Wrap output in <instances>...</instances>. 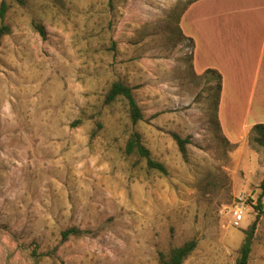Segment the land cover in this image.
I'll return each mask as SVG.
<instances>
[{
	"label": "rangeland",
	"instance_id": "1",
	"mask_svg": "<svg viewBox=\"0 0 264 264\" xmlns=\"http://www.w3.org/2000/svg\"><path fill=\"white\" fill-rule=\"evenodd\" d=\"M178 1L0 0L11 31L0 43V264H159L190 240L183 264H236L264 178V152L247 141L264 122L258 90L248 109L264 0L190 6L180 28L194 70L193 45L166 31ZM217 62L230 145L209 113L215 83L198 76ZM115 81L142 121L121 99L105 103ZM132 131L167 175L125 155ZM69 229L82 234L64 238ZM248 264H264V216Z\"/></svg>",
	"mask_w": 264,
	"mask_h": 264
},
{
	"label": "trees",
	"instance_id": "2",
	"mask_svg": "<svg viewBox=\"0 0 264 264\" xmlns=\"http://www.w3.org/2000/svg\"><path fill=\"white\" fill-rule=\"evenodd\" d=\"M198 1L199 0H180L172 9L170 14L166 17V31L169 35L175 37V45L181 44L183 41H188L192 44V40L190 38H187L183 34L180 28V23L184 14L187 12L190 6H192ZM6 13L7 6L5 5V3H2L0 6V43L2 39L5 36H8L11 32L9 25L5 23ZM36 30L41 36L44 35V32L41 28L36 27ZM189 62L191 69H193L192 54L191 57H189ZM198 76L208 81H214L215 83V94L209 108V113L211 115V121L213 126L215 127V130L217 131V134L226 144L230 145L227 138H225L221 133L222 129L218 118V109L222 89V76L215 69H207L202 75ZM119 99L124 101V103L126 104L130 119L133 124L142 121V111L134 98L132 88L121 81H115L111 84L106 94L105 103L108 105H112ZM175 141L178 145L179 151L181 152L183 157H185V144L187 143L186 140H183L179 137H175ZM247 141L249 145H251L253 148H261L264 152V125L253 126L247 134ZM124 153L127 156L135 155L136 157L145 160L148 169L157 171L163 175H167V170L164 165L152 159L149 150L145 148L142 143L141 136L137 132L132 131L128 136L124 147ZM259 190L260 193L257 198V204L255 206L257 220L251 225L250 229L245 232V238L238 250V258L236 259V264H248L252 251V243L254 238V232L256 230V223L261 216H264V209L262 208V200L264 199V178L260 182ZM81 234L82 232L78 229H69L65 231L62 236L64 238H68L69 236L78 237ZM196 247L197 241L190 240L180 247L172 248L167 255L159 254V264H183L185 260L195 251ZM39 262L40 260H34V264H38Z\"/></svg>",
	"mask_w": 264,
	"mask_h": 264
},
{
	"label": "crops",
	"instance_id": "3",
	"mask_svg": "<svg viewBox=\"0 0 264 264\" xmlns=\"http://www.w3.org/2000/svg\"><path fill=\"white\" fill-rule=\"evenodd\" d=\"M252 17L257 19L258 18V14L256 13L254 15H251V18ZM233 37H235V36H233ZM249 42L251 43V45L254 43V40H253L252 37H250L249 39H247V38L243 39V44L244 45H246ZM259 43H260L259 48L257 50H255L254 53H252L251 51L249 52L250 53V60H253L255 65L253 67L254 68L253 71L251 70V75H250L252 88H251V93L249 95V101L250 102L248 104V109H249V107H251V105H253V99H254V96H255V93L257 92V90H258V97H257L256 104L257 105L260 104L261 108L264 107V97H263V95H264V34L260 38V42ZM192 45H193V54H192V56H193V61H194V49L195 48H194L193 40H192ZM243 58L245 59L246 56L244 55ZM240 61H241V59L239 60V63H240ZM217 63L219 65L211 66V68H207V69H215L222 76V89H221L220 104H219V109L222 110V101H223L224 92H225L224 83L226 81L225 80V78H226V76H225V65H224V62H217ZM207 69H205L204 71H206ZM193 70H194V66H193ZM220 110H219V114H220ZM219 122H220V126H221V129H222L224 126H223V122H222L221 117H220ZM252 125L253 126L264 125V122H259L258 120H255V122Z\"/></svg>",
	"mask_w": 264,
	"mask_h": 264
},
{
	"label": "built area",
	"instance_id": "4",
	"mask_svg": "<svg viewBox=\"0 0 264 264\" xmlns=\"http://www.w3.org/2000/svg\"><path fill=\"white\" fill-rule=\"evenodd\" d=\"M235 223L238 224L242 219V212L240 210L235 211Z\"/></svg>",
	"mask_w": 264,
	"mask_h": 264
}]
</instances>
